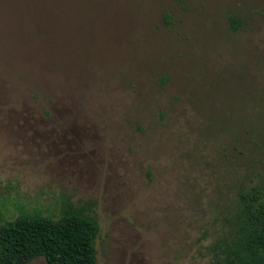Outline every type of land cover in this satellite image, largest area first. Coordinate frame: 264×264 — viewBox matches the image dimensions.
I'll return each mask as SVG.
<instances>
[{
    "label": "rangeland",
    "instance_id": "1",
    "mask_svg": "<svg viewBox=\"0 0 264 264\" xmlns=\"http://www.w3.org/2000/svg\"><path fill=\"white\" fill-rule=\"evenodd\" d=\"M255 184L264 0H0V198L94 202L99 264H218Z\"/></svg>",
    "mask_w": 264,
    "mask_h": 264
},
{
    "label": "trees",
    "instance_id": "2",
    "mask_svg": "<svg viewBox=\"0 0 264 264\" xmlns=\"http://www.w3.org/2000/svg\"><path fill=\"white\" fill-rule=\"evenodd\" d=\"M234 30L241 21L231 19ZM239 204L229 215L226 233L214 244L218 264H264V186L239 191ZM12 202V203H11ZM94 202L63 198L58 216L31 212L25 204L0 198V264H99L101 232ZM15 209V210H12Z\"/></svg>",
    "mask_w": 264,
    "mask_h": 264
}]
</instances>
